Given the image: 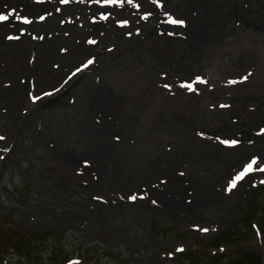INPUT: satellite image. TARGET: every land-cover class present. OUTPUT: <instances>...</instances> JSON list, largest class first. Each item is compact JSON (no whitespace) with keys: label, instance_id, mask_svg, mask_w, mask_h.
Masks as SVG:
<instances>
[{"label":"rangeland","instance_id":"rangeland-1","mask_svg":"<svg viewBox=\"0 0 264 264\" xmlns=\"http://www.w3.org/2000/svg\"><path fill=\"white\" fill-rule=\"evenodd\" d=\"M134 1V3L133 1L132 3H128L127 0H124V3L121 5H110L105 4L103 0H100L99 3L96 0H72V2L69 0L68 4L61 3V0L60 2L59 0H0V14L10 15V21H0V137L4 138L0 140V264H211L213 258L216 259V264H225L229 257H234V255L236 256L243 250L244 252L254 251L261 253L264 261V184L260 183L261 180H264V174L255 175L250 173L246 175L245 181L238 182L237 187L224 196L223 203L215 200L216 197L212 193V190L209 191V186L207 185L205 193L202 195L201 203H198L195 199V197H198L197 193L195 196V191L191 187L190 180L187 179L189 173L185 169L180 170V168L184 167L179 162L173 163L171 161L174 165L171 163L170 168L166 167V171L149 172L148 176L146 175L148 173V168L146 167L143 168V174L139 173L136 175V172H134V167L141 170V164L144 161L151 163L150 160L152 157L155 158V156L163 159L165 153L176 157L175 161H177L178 155L176 154L178 152H176L174 143L177 141V147L182 145V148L184 146L183 141L187 140L188 135L187 133H184L186 135H178L177 131L181 127L186 128L185 121L187 120H184L183 116L186 117L188 114L191 116L192 113L188 111L187 104H185L188 103V99L198 103L203 110L208 109L213 113L217 112L219 116L225 117L227 115L229 123L231 122L237 126L243 124L240 116L238 114L235 115L236 111L233 108L235 103L229 101V105H227L228 101H216L219 98L213 101L211 99L203 100L205 97L204 92L209 90V94H228V90L233 88L248 91L252 86H258L259 77L254 78L247 67L234 71L224 70L225 66H223L222 68H218V72L220 73H218V78L217 76L214 77L218 79L216 80L217 83H214V81L212 82L213 77L207 74L209 68L203 69V62H206L207 66L210 67L206 60L202 61L203 59H201L196 63L198 59L195 58L196 62L193 61L194 63L191 64H195L196 67L192 66L193 70L188 73V67L191 64L188 67L178 66V63L182 62L180 59H185L184 62H188L189 60L186 59L188 56L176 54L177 56L174 57H176L175 59L178 62L176 63L177 66L173 64H169L170 66H168V63L163 61L158 68H156L157 64H153L151 68L147 69L146 73L140 71L139 78L146 82L147 85L139 86L134 92L125 96L123 95L125 92H122L124 90L122 86H127V81L120 77H133V75H128L129 71H125L130 69V65L128 67L121 66L122 63L126 62L125 59H121L119 62L120 67L114 68L115 62L114 65L110 62L113 56H119L121 53L128 54L127 49L123 52L118 49L119 44L128 45L129 42L132 44L135 42V38L141 39L142 36L141 40H144L146 37L145 28H149L150 26H153L152 31L155 35L166 34L168 38L165 42L166 44L175 43L174 48H179L180 46V49L183 48L181 50L185 49L188 51L192 46L190 44L191 40L194 38L196 41H200L201 36L202 39L205 36L212 37L214 45L218 42H221L220 45H223L225 42L223 41L224 38H231L232 36L229 35L234 34L233 32L241 33L240 31H234L233 25H235L236 19H231V22H233L230 28L229 25H226L225 13L223 14L225 17L220 12L212 20L209 15L210 13L207 14L204 11L206 9L201 10L196 8L200 4L194 1H188L184 6L180 5L179 0H172L171 2L170 0H149L150 5L148 6H144L141 0ZM144 1L147 2V0ZM237 1L239 5L245 4V6L251 1L249 6L252 8L255 5V10L262 8L263 4L262 1L256 2V0ZM25 2L30 7L29 5L26 7ZM177 2L179 5L176 4ZM78 4L84 6H82L84 9L83 13L76 12ZM32 5L33 9L29 10ZM116 5L119 6L117 7ZM137 5L141 9L137 8ZM194 6L195 8H191ZM44 7L47 8L46 11ZM157 7H162V9L164 7L166 9L164 14L163 12H157ZM13 9L16 10L14 14H12ZM135 9L137 10L135 11ZM142 9L149 10L142 11ZM121 11H124L123 14L120 13ZM156 12L162 15V17L158 18L159 22L157 19H154ZM71 13L73 14L70 15ZM241 13H245V11H241ZM250 13L251 17H253L252 21L254 24L256 23L255 26L260 31L264 27V21L261 20L263 15L258 16L252 12ZM42 15L44 16L43 20L40 19ZM16 16L21 17V19H16ZM49 16L50 18H48ZM104 16L109 17L106 20L103 18ZM25 17L31 22L25 23L23 19ZM51 17L55 21L53 23L52 20L51 25L53 24L52 26L55 25V27L48 31L44 29L43 25L46 20H51ZM79 17H82L81 20L83 21H78ZM125 17H127V23H124L126 21ZM200 17L202 18L200 19ZM170 18H179L178 20H182L184 23H170ZM215 20L218 23L216 22V24L211 25ZM56 21L59 23H56ZM138 23L140 25L136 27ZM117 25L118 27H116ZM159 25L162 28H157ZM75 28H78V30ZM16 29L19 31L17 32ZM105 29L108 31V34ZM16 32L18 34H15ZM204 33L207 35H204ZM217 34L218 36L216 37ZM236 35L240 36V34ZM10 36L19 38L9 39L8 37ZM66 39L73 41L68 43ZM150 39H152L151 36ZM90 40L95 41V44L89 43ZM115 41L118 43L114 44ZM148 42L149 40L144 42L145 47H147ZM115 45L116 47L113 51ZM214 45H207L208 47L212 46L207 48L213 50L215 49ZM87 47L88 49H86ZM149 47H151V44H149ZM79 49L82 50L80 51ZM172 49L170 48L171 51ZM20 54L22 55L20 56ZM72 55H75V57L72 58ZM230 56L232 55L225 54L223 57L229 59ZM115 57L112 61L115 60ZM128 58L130 61H133L132 57ZM89 60H92L93 63L88 64L85 67L86 69L82 68ZM135 60L136 62L138 61V59ZM22 61H24L25 65L22 64ZM163 63L164 65H162ZM165 67L168 69H165ZM78 69L79 71H77ZM107 71H111L110 73H114L113 75H117L118 78L119 86H117V90L114 92V95H116L115 102L108 108V110L111 108L109 111L105 110L103 112L97 108L95 111L87 109L89 113H85L86 110H81L83 109L81 104L83 96H78L81 90L79 88H84L85 86L91 93H94L97 91V88L102 87L100 85L104 84L102 88L106 89L105 83L108 82L107 75L109 76L110 74ZM76 73L79 76L75 77ZM223 76L226 81H224ZM245 76L247 80L243 79ZM197 77L205 82L198 81ZM105 78L107 80L103 82ZM145 78H147L146 81ZM230 81L237 82L230 83ZM65 82L71 86V91L64 95L63 100L58 101L52 94L55 95L56 90ZM111 82L113 83L114 81L111 80ZM185 84H193L195 90H189L183 86ZM150 85L151 87H149ZM92 86L93 88L91 89ZM144 88H148V91L152 94L151 98L153 100L151 103L144 98ZM72 89H76L78 94L75 91L73 92ZM102 93L107 95L106 91H102ZM45 95L47 96L45 97ZM159 95L161 96L159 97ZM33 96H39L40 99L31 105ZM65 103L68 104L67 108H65ZM164 103L172 109L178 110V112L184 108L186 113H176L175 110L174 113L177 115L173 114L170 117V114L165 112ZM218 103L221 105H216ZM245 103V106L251 109L256 107L252 105L253 102L251 101H243V104ZM57 104L59 105V109L55 107ZM133 105L134 108H132ZM31 108L32 111H30ZM63 108L68 112L64 113ZM230 110L233 112H230ZM133 111H136V113L140 111L139 113L142 115H144L142 112L147 113L148 111L151 122H154V118H157V114L153 115V112L160 113L161 111L160 114L165 117L166 124L169 123V126L166 125L168 131H161L160 126L152 125L153 123L151 125L145 123L132 128L138 127V130H135L136 135L139 137L138 139L135 137V134H128L126 132V129H128L126 123L128 120V123L132 124V122H129V119L132 118L131 113ZM202 113L203 116H207L204 112ZM179 114L182 118H174L178 122L170 119L173 116H179ZM241 114L245 115L244 113ZM38 115H41V118ZM189 115L187 118L190 117ZM199 116L203 117L202 114ZM136 117L142 119V117ZM198 117L196 116V118ZM43 123L50 125L43 127ZM73 123L77 124L74 125ZM213 123L221 124L219 120H215ZM260 123L262 124L258 127ZM196 124H191L195 126H188L186 128L187 130L189 129V133L192 132L193 141H197L199 144L203 142L209 144L203 141L207 138V135L199 130L202 125ZM170 125H174L173 127L175 128ZM152 126L155 133L151 130ZM73 127L75 130L72 129ZM87 127L89 130H87ZM248 131L245 133V136L242 130H238L237 128H233L231 132H220V130L213 129L211 136L215 135V139L218 141L219 153L222 155H232L233 152L242 148L246 141L252 142V139H249L250 136L253 138L257 136L255 138L258 141L264 138L261 137V134L264 133V121H254L251 127L248 128ZM72 132H74L73 136L79 137L75 143L76 148L66 139V135ZM198 133H200V137ZM171 137L173 139H169ZM144 139H147V144L153 147L150 148L153 154L147 153V149L144 146L147 140L145 141ZM171 140L175 142L171 143ZM225 140H237L239 143L236 145L225 144L223 143ZM81 144L83 145L81 146ZM95 147L96 149H94ZM105 148L108 149L106 150ZM110 148L111 150H109ZM105 151H108L107 154ZM253 152L254 150H251L246 156L253 154ZM113 153L115 156L112 155ZM144 153L147 154L141 156ZM251 156L254 155H250V158L241 161L238 165L240 169L245 161L252 160ZM140 157L142 160H145L141 162ZM135 162H140L139 166ZM164 163H166V160H164ZM249 163L245 165V168ZM232 168L233 166H231ZM171 173L172 175H170ZM144 174L146 177H143ZM200 174L203 175V171ZM129 176H131V179ZM173 176L174 178L177 176L179 179L177 177V179H172ZM180 178L182 179L181 181ZM225 180L226 178L223 179L224 183ZM170 186L175 187V189ZM183 186L186 189H178ZM133 195L137 199L132 200L129 198ZM204 229H207V231H204ZM225 233L226 235H230L228 239L222 237L220 241L216 240L218 236H222ZM178 249L181 250L178 251Z\"/></svg>","mask_w":264,"mask_h":264},{"label":"bare ground","instance_id":"bare-ground-1","mask_svg":"<svg viewBox=\"0 0 264 264\" xmlns=\"http://www.w3.org/2000/svg\"><path fill=\"white\" fill-rule=\"evenodd\" d=\"M42 1V0H41ZM91 1V0H90ZM133 1V3L135 2L134 0H132ZM142 1V3L144 4V6H148V5H150V3H149V0H147V2H145L144 0H141ZM172 0H170V2H171ZM188 1H191V2H198L200 5H198V7H196V8H199V9H206V10H204L207 14L208 13H210L209 15H210V18L212 19V20H214L213 18H215L216 16H217V14H219L220 12L222 13V15L225 13V16H226V20H225V22H226V25H232L231 23L233 22H231V19H236V21H235V25H233L234 27V31H240L241 33H239V32H237V33H235V32H233L234 34H231V35H229V36H232L231 38H228V37H226V38H224L223 39V41H225L224 42V44L223 45H220V43L221 42H218L217 44H215L214 45V39L212 38V37H209V36H205L203 39H202V36H201V40L200 41H196V39H192L191 40V42H190V44H192V46H191V48L188 50V51H186L185 49L184 50H181V49H183V48H181L180 49V46H179V48H174V44L175 43H173V44H166L165 42L167 41V36H166V34H164L163 33V35H155L154 33H153V31H152V27L153 26H150L149 28H145L146 29V37H145V39L144 40H141L142 38H143V36H142V38L141 39H137V38H135L134 39V43H128V45H120L119 44V47H118V49L119 50H121L122 52L124 51V50H126L127 49V51H128V54H126V53H121L119 56H113L114 55V53H113V58L115 57V60L114 61H112V59H111V61L110 62H112V65H114V62H115V66H114V68H119L120 66H119V62H120V60L121 59H125L126 60V62L125 63H122L121 64V66H129L130 65V69L129 70H125V71H129L130 73L128 74V75H133V77H129V76H121L120 78H123V79H125L126 81H127V86H122V88L124 89H122L123 91L122 92H125V94H123V95H127V94H129V93H132V92H134L139 86L141 87V86H143V85H147V83L146 82H144V81H142V80H140V74L141 73H139L140 71L142 72H145L146 73V71H147V69H149V68H151L152 66H153V64H157V66H156V68H158L159 67V65L163 62V61H166L167 63H168V66H170L169 64H173V65H176V63H178L177 62V60L175 59L176 57H174V56H177V55H181V54H185L186 56H188V57H186V59L187 60H189L188 62H184V60L185 59H180V60H182V62H179L178 63V66L179 67H182V66H187L188 67V65L189 64H191V63H194L193 61H195L196 59H198L197 60V62L196 63H198L201 59H203L202 61H204V60H206L208 63H209V65H210V67H208L207 66V63L206 62H203L204 63V65H203V69H206V68H209V70H208V72H207V74L209 75V76H211V77H213V80H212V82L214 81V83H217L216 82V80H218L217 78H218V73H220V72H218V68L220 67V68H222L223 66H225V68H223L224 70H234V71H238V70H241V69H245V67H247L248 68V70L250 71V73L251 74H253V76H254V78L255 77H259V83H258V86H252V88H250L248 91H245V90H236V89H230V90H228V94L226 93V94H216L215 95V93L214 94H212V93H210L209 94V90H207V91H205L204 92V95H205V97L203 98V100H210L211 99V101H213L214 99H216V98H219L218 100H216V101H228L227 102V105H229V101L230 102H233V103H235V106L233 107L234 109H235V111H236V114L235 115H239L240 116V118L242 119V121H243V124H240V126H237V125H235V124H233V123H229L228 122V116L227 115H225V117L224 116H219L218 115V113L217 112H211L210 110H208V109H201L200 108V105L198 104V103H196V102H192L190 99H188L187 100V102L188 103H185V104H187L186 106H187V108L189 109L188 111H190V112H192L191 113V116L190 117H188L187 118V116L185 117V116H183L184 117V120H187V121H185V123H186V128L188 127V126H192L191 124H200V125H202V127H201V129H199V130H201V131H203V133L204 134H206L207 136V138H205L203 141H206V142H208L209 144H205V142H201L202 144H199L197 141H195V142H197V143H195L194 141H193V134H192V132L191 133H189V129L187 130L186 128H182L181 127V129H178V135H181V134H184V133H187L188 135H187V140L185 141H183V147L181 148V146L180 147H177V145L178 144H176L177 143V141H176V143H174V142H172L173 140H171V143H174V146H175V148H176V152H178L176 155H178L177 157V161H175V158L176 157H172L171 155H168L169 153H165L164 155H165V157L163 158V159H159L157 156H155V158L154 157H152V159L150 160V162L151 163H149V162H146V161H144V160H142L141 159V157H140V159H141V162L142 161H144V163L143 164H141V170L139 169V168H137V167H134V172H136V175L137 174H139V173H142L143 174V168H148V173L146 174L147 176L149 175V172H158V171H161V170H163V171H166V167L167 168H170V166H171V163L173 162V163H177V162H179V164L180 165H182L184 168H180V170L181 169H185L186 170V172L187 173H189V175L187 176V179H189L190 180V183H191V187H193V189H194V194H195V196H196V193H197V196L198 197H195V199L197 200V202L198 203H201V198H202V195H204L203 193H205V188H206V186L208 185L209 186V191L210 190H212V193L214 194V196L216 197V199L215 200H217V201H219L220 203H223V200H224V196H226V195H228V187H229V184H230V182L238 175V174H240L241 172H243L244 170H245V165L247 164V163H249V162H251V160H247V162L245 161V163L244 162H242V163H244V165H242L241 166V169H240V166H238L240 163H241V161L242 160H245V159H248V158H250V155H254V156H251V158L253 159V158H257L258 159V163H257V165L255 166V167H259L260 166V164H264V138L263 139H261V141H258L257 140V138H255V137H257V136H254V138L253 137H249V139H252V142H248V141H246V143H244L243 144V147L242 148H240V149H238L237 151H235V152H233V154L232 155H228V154H221V153H219L220 152V149H219V146L217 145L218 144V141L215 139V135L214 136H211V133H213V129L214 130H220V132L221 131H223V132H226V131H229V132H231V130H233V128H237L238 130H242V133H247V132H249L248 131V128L249 127H251V124L254 122V121H258V120H262V121H264V29H262V28H264V27H262L261 29H260V31L256 28V26H255V24H254V22L252 21V18L253 17H251V13L250 12H252L253 14H255V15H258V16H261V15H263L262 17H261V20L262 21H264V0H256V2H260V1H262L263 2V4H262V8H260V9H258V10H255L254 9V6L251 8V6H249L250 5V3H251V1H249V3L245 6V4L244 5H239V2L237 1V0H179V2H180V5H186L187 4V2ZM253 1V0H252ZM2 2V1H1ZM10 2V1H9ZM19 2V1H18ZM49 2V1H48ZM59 2H60V0H59ZM71 2H72V0H71ZM76 2H78V1H76ZM88 2V1H87ZM93 2V1H92ZM138 2V1H137ZM244 2V1H243ZM14 3V2H13ZM26 4H25V6L27 7V5H29L27 2H25ZM79 3V2H78ZM80 3H81V1H80ZM94 3V2H93ZM141 3V2H140ZM173 4H174V2H172ZM181 3H183V4H181ZM5 4V3H4ZM37 4V3H36ZM35 4V5H36ZM53 4V3H52ZM68 4V3H67ZM83 4V3H82ZM88 5H89V3H87ZM104 4V3H103ZM176 4H178V2L176 3ZM193 4V3H192ZM192 4H191V6H192ZM2 5V4H1ZM8 5V4H7ZM34 5V4H33ZM33 5H32V7L31 8H29V10L30 9H33ZM46 5V4H45ZM62 5V4H61ZM77 5V4H76ZM86 5V4H85ZM87 5V6H88ZM111 5V4H110ZM121 5V4H120ZM179 5V4H178ZM259 5V4H258ZM6 6V5H5ZM38 6V5H37ZM41 6V5H40ZM47 6V5H46ZM56 6V5H55ZM63 6V5H62ZM67 6V5H66ZM65 6V7H66ZM82 6L83 5H79L78 4V6H77V11L76 12H82L83 13V11H84V9L82 8ZM94 6V5H93ZM101 6H103V5H101ZM117 7L119 6V5H116ZM125 6V5H124ZM123 6V7H124ZM260 6V5H259ZM2 7V6H1ZM4 7V6H3ZM8 7V6H7ZM29 7H30V5H29ZM57 7V6H56ZM75 7V6H74ZM84 7V6H83ZM113 7H115V6H113ZM121 7V6H120ZM130 7V6H129ZM137 7V6H136ZM135 7V8H136ZM174 7V6H173ZM9 8V7H8ZM20 8V7H19ZM45 8V7H44ZM48 8H49V6H48ZM51 8V7H50ZM64 8V7H63ZM128 8V7H127ZM131 8H133V7H131ZM138 8V7H137ZM140 8V7H139ZM158 9H156V11L157 12H163V14H164V12L166 11V9L163 7V9H162V7H157ZM191 8H195V6L194 7H191ZM6 9V8H5ZM41 9V8H40ZM46 9L47 8H45L44 10L46 11ZM55 9V8H54ZM57 9V8H56ZM67 9V8H66ZM114 9V8H113ZM120 9V8H119ZM129 9V8H128ZM141 9V8H140ZM139 9V10H140ZM152 9V8H151ZM4 10V9H3ZM37 10V9H36ZM75 10V9H74ZM73 10V11H74ZM137 9H135V11H136ZM138 10V11H139ZM147 10H149V9H142V11H147ZM10 11V10H9ZM8 11V12H9ZM39 11V10H38ZM37 11V12H38ZM56 11H58V10H56ZM62 11H64V10H62ZM127 11V10H126ZM125 11V12H126ZM130 11V10H129ZM138 11H137V13H138ZM141 11V12H142ZM241 11H245V13H241ZM40 12V11H39ZM51 12V11H50ZM75 12V13H76ZM116 12H118L117 10H116ZM124 12V11H123ZM123 12L121 11L120 13L121 14H123ZM157 12H156V15H155V17H154V19H157L158 20V18L161 16L162 17V15H160V14H157ZM193 12V11H192ZM195 12V11H194ZM199 12V11H198ZM4 13V12H3ZM11 13V12H10ZM120 13H118V14H120ZM127 13V12H126ZM148 13H149V11H148ZM152 13V12H151ZM203 13V12H202ZM34 14V13H33ZM40 14V13H39ZM44 14V13H43ZM54 14V13H53ZM56 14V13H55ZM73 13H71L70 15H72ZM120 14V15H121ZM125 14V13H124ZM144 14V13H143ZM146 14V13H145ZM155 14V13H154ZM205 14V13H204ZM204 14H203V16H204ZM206 14V15H207ZM12 15V14H11ZM45 15V14H44ZM47 15H49V14H47ZM61 15V14H60ZM64 15V14H63ZM78 15V14H77ZM109 15V14H108ZM151 15V14H150ZM153 15V14H152ZM193 15V14H192ZM43 16V15H42ZM51 16H53V15H51ZM55 16V15H54ZM66 16V15H65ZM82 16V15H81ZM122 16V15H121ZM124 16V15H123ZM127 16V15H126ZM146 16V15H145ZM199 16V15H198ZM224 16V15H223ZM224 16V17H225ZM253 16V15H252ZM34 17V16H33ZM44 17V16H43ZM46 17V16H45ZM61 17V16H60ZM73 17V16H72ZM109 17V16H108ZM107 17V18H108ZM165 17V16H164ZM219 17H220V15H219ZM222 17V16H221ZM224 17H223V19H224ZM36 18V17H35ZM48 18H50V16L48 17ZM52 18V17H51ZM55 18V17H54ZM77 18V17H76ZM126 18V21H127V17H125ZM135 18V17H134ZM137 18H138V16H137ZM148 18V17H147ZM151 18V17H150ZM198 18V17H197ZM202 17H200V19H201ZM255 18H256V16H255ZM13 19H14V17H13ZM71 19V18H70ZM82 19V17H79L78 18V21H83V20H81ZM144 20H145V18H143ZM152 19V18H151ZM163 19V18H162ZM179 19V18H178ZM177 19V20H178ZM217 19V18H216ZM259 19V18H258ZM46 20V19H45ZM53 20V18L51 19V20H49V21H45V23H44V25H43V27H44V29H46V30H51L52 28H54L55 27V25L54 26H52L51 25V21ZM56 20V19H55ZM77 20V19H76ZM107 20V19H106ZM121 20V19H120ZM132 20V19H131ZM139 20H141V19H139ZM10 21V20H9ZM62 21V20H61ZM60 21V22H61ZM71 21V20H70ZM112 21V20H111ZM119 21V20H118ZM130 21V20H129ZM197 21V20H196ZM238 21V22H237ZM257 21V20H256ZM11 22H12V20H11ZM55 21L53 20V23H54ZM58 21H56V23H57ZM97 22V21H96ZM101 22H103V21H101ZM134 22V21H133ZM158 22H159V20H158ZM208 22V21H207ZM211 22V21H210ZM216 22L218 23V21H216L215 20V22L213 21V23H211V25L212 24H216ZM37 23H38V21H37ZM59 23V22H58ZM65 23V22H64ZM98 23V22H97ZM96 23V24H97ZM162 23V22H161ZM197 23V22H196ZM221 23V22H220ZM259 23V22H258ZM4 24H5V22H4ZM11 24V23H10ZM72 24H74V23H72ZM100 24V23H99ZM113 24V23H112ZM123 24V23H122ZM131 24V23H130ZM152 24V23H151ZM205 24H207V23H205ZM222 24H223V22H222ZM225 24V23H224ZM7 25V24H6ZM39 25V24H38ZM61 25V24H60ZM98 25V24H97ZM115 25V24H114ZM126 25V24H125ZM132 25H134V24H132ZM139 23H138V25L136 26V27H139ZM149 25V24H148ZM148 25H147V27H148ZM220 25V24H219ZM17 26V25H16ZM70 26V25H69ZM86 26V25H85ZM111 26V25H110ZM109 26V27H110ZM145 26V25H144ZM155 26H157V24H155ZM228 26V27H229ZM259 26V25H258ZM19 27V26H18ZM38 27V26H37ZM37 27H36V30H37ZM58 27V26H57ZM77 27V26H76ZM100 27V26H99ZM98 27V28H99ZM105 27V26H104ZM103 27V28H104ZM116 27H118V25L116 26ZM121 27V26H120ZM123 27V26H122ZM209 27V26H208ZM214 27V26H213ZM218 27V26H217ZM220 27V26H219ZM232 26H230V28H231ZM30 28V27H29ZM42 28V27H41ZM63 28H65L64 26H63ZM62 28V29H63ZM87 28V27H86ZM93 28V27H92ZM111 29H112V27H110ZM157 28H162L161 27V25H159ZM167 28V27H166ZM211 28V27H210ZM227 28V27H226ZM229 28V29H230ZM260 28V27H259ZM34 29H35V27H34ZM61 29V30H62ZM73 29V28H72ZM71 29V30H72ZM75 29H77L78 30V28H75ZM96 29V28H95ZM108 29V28H107ZM156 29V28H155ZM216 29V28H215ZM221 29V28H220ZM10 30V29H9ZM30 30V29H29ZM41 30V29H40ZM84 30V29H83ZM93 30V29H92ZM97 30H100V29H97ZM102 30V29H101ZM106 30V29H105ZM119 30V29H118ZM128 30V29H127ZM133 30V29H132ZM131 30V31H132ZM140 30H141V28H140ZM140 30H138L139 32H140ZM169 30V29H168ZM205 30V29H204ZM217 30V29H216ZM224 30V29H223ZM222 30V31H223ZM16 31H17V29H16ZM19 31V30H18ZM17 31V32H18ZM107 31V30H106ZM125 31H126V29H125ZM144 32H145V30H143ZM201 31H203V30H201ZM207 31V30H206ZM219 31V30H218ZM225 31V30H224ZM227 31H228V29H227ZM230 31H231V29H230ZM229 31V32H230ZM2 32V31H1ZM12 32V31H11ZM15 32V31H14ZM15 33V34H18V33ZM69 32V31H68ZM71 32V31H70ZM84 32H86V31H84ZM87 32H89V30H87ZM103 32V31H102ZM110 32V31H109ZM143 32V33H144ZM164 32V31H163ZM220 32V31H219ZM218 32V33H219ZM9 33H10V31H9ZM43 33V32H42ZM45 33H46V31H45ZM63 33V32H62ZM81 33V32H80ZM91 33V32H90ZM100 33V32H99ZM132 33H134V32H132ZM136 33V32H135ZM157 33V32H156ZM206 33V32H205ZM204 33V35H207V34H205ZM47 34V33H46ZM46 34H45V36H46ZM67 34V33H66ZM71 34V33H70ZM94 34V33H93ZM107 34H108V31H107ZM120 34V33H119ZM118 34V35H119ZM131 34V33H130ZM139 34V33H138ZM222 34V33H221ZM236 34H240V36H238V35H236ZM9 35V34H8ZM11 35V34H10ZM40 35V34H39ZM38 35V36H39ZM54 35V34H53ZM98 35V34H97ZM106 35V34H105ZM116 35V34H115ZM136 35V34H135ZM143 35V34H142ZM41 36H42V34H41ZM68 36V35H67ZM70 36V35H69ZM81 36V35H80ZM79 36V37H80ZM102 36V35H101ZM100 36V37H101ZM107 36V35H106ZM122 36V35H121ZM150 36H151V38L152 39H150ZM218 36V34L216 35V37ZM226 36V35H225ZM21 37V36H20ZM30 37H31V35H30ZM34 37V36H33ZM36 37V36H35ZM51 37V36H50ZM64 37V36H63ZM78 37V38H79ZM112 37V36H111ZM125 37V36H124ZM221 37V36H220ZM21 38H23V37H21ZM40 38V37H39ZM44 38V37H43ZM96 38V37H95ZM98 38V37H97ZM109 38V37H108ZM119 38V37H118ZM5 39V38H4ZM38 39V38H37ZM56 39V38H55ZM100 39V38H99ZM102 39H103V37H102ZM113 39V38H112ZM175 39V38H174ZM221 39V38H220ZM220 39H218V40H220ZM30 40V39H29ZM46 40V39H45ZM106 40V39H105ZM111 40V39H110ZM149 40V42L147 43L148 45H147V47H145L144 46V42H146V41H148ZM39 41V40H38ZM37 41V42H38ZM51 41H52V39H51ZM50 41V42H51ZM64 41V40H63ZM66 41L68 42V43H70L71 41H73V40H70V39H66ZM82 41V40H81ZM101 41V40H100ZM107 41V40H106ZM105 41V42H106ZM123 41V40H122ZM222 41V42H223ZM12 42V41H11ZM21 42V41H20ZM53 42V41H52ZM97 42V41H96ZM113 42V41H112ZM121 42V41H120ZM215 42H217V41H215ZM28 43V42H27ZM33 43V42H32ZM38 43H40V42H38ZM46 43H47V41H46ZM62 43V42H61ZM73 43V42H72ZM83 43V42H82ZM104 43V42H103ZM107 43H109V42H107ZM116 43H118V42H114V44H116ZM124 43V42H123ZM198 43H200V44H198ZM41 44V43H40ZM84 44V43H83ZM95 44V43H94ZM97 44V43H96ZM146 44V43H145ZM149 44H151V47H149ZM179 44V43H178ZM2 45V44H1ZM7 45V44H6ZM5 45V46H6ZM72 45V44H71ZM77 45V44H76ZM93 45V44H92ZM118 45V44H117ZM207 45H214L215 46V49H208L209 47H212V46H207ZM30 46V45H29ZM75 46V45H74ZM77 46H79V45H77ZM98 46V45H97ZM100 46H101V43H100ZM108 46V45H107ZM111 46V45H110ZM170 46V47H169ZM26 47V46H25ZM42 47V46H41ZM47 47V46H46ZM92 47V46H91ZM99 47V46H98ZM115 47H116V45L114 46V48H113V51H114V49H115ZM208 47V48H207ZM68 48V47H67ZM70 48V47H69ZM94 48V47H93ZM92 48V49H93ZM142 48H143V50H142ZM170 48H173L172 49V51L170 50ZM71 49V48H70ZM83 49V48H82ZM81 49V50H82ZM86 49H88V47L86 48ZM8 50H9V48H8ZM12 50V49H11ZM36 50V49H35ZM40 50H42V49H40ZM44 50V49H43ZM80 50V49H79ZM80 50V51H81ZM99 50H100V48H99ZM104 50H105V48H104ZM111 50H112V47H111ZM118 50V51H119ZM135 50V51H134ZM4 51V50H3ZM21 51V50H20ZM26 51V50H25ZM74 51V50H73ZM91 51V50H90ZM102 51V50H101ZM106 51V50H105ZM117 51V52H118ZM230 51H232V53H230ZM10 52V51H9ZM17 52H19V51H17ZM33 52H34V50H33ZM98 52V51H97ZM108 52V51H107ZM106 52V53H107ZM4 53V52H3ZM7 53V52H6ZM28 53V52H27ZM45 53H46V51H45ZM50 53H52V52H50ZM71 53V52H70ZM48 54V53H47ZM102 54V53H101ZM100 54V55H101ZM177 54V55H176ZM225 54H231L232 56H230V58L229 59H227L226 57H223ZM13 55V54H12ZM15 55V54H14ZM22 54H20V56H21ZM25 55V54H24ZM42 55H43V53H42ZM46 55V54H45ZM68 55V54H67ZM111 55V54H110ZM17 56V55H16ZM31 56V55H30ZM64 56V55H63ZM69 56V55H68ZM67 57V56H66ZM72 58H74L75 57V55H72L71 56ZM128 57H132L133 58V61H130V59L128 58ZM4 58V57H3ZM38 58V57H37ZM52 58V57H51ZM53 58H54V56H53ZM70 58V57H69ZM196 58V59H195ZM11 59V58H10ZM17 59H19V58H17ZM48 59V58H47ZM135 59H138V61L136 62V60ZM5 60V59H4ZM26 60V59H25ZM44 60V59H43ZM49 60V59H48ZM47 60V61H48ZM71 60V59H70ZM124 60V61H125ZM219 60V61H218ZM15 61V60H14ZM39 61V60H38ZM74 61V60H73ZM18 62V61H17ZM220 62H223V63H220ZM219 63V64H218ZM17 64V63H16ZM22 64L23 65H25L24 64V61H22ZM42 64V63H41ZM65 64V63H64ZM75 64V63H74ZM166 64V63H165ZM8 65H9V63H8ZM72 65V64H71ZM162 65H164V63L162 64ZM196 65H198V64H196ZM10 66V65H9ZM111 66V65H110ZM177 66V65H176ZM192 66H195V64H191V66H189L188 67V70H189V72L188 73H190V71H192L193 70V67ZM207 66V67H206ZM4 67V66H3ZM18 67V66H17ZM34 67H36V66H34ZM39 67V66H38ZM112 67V66H111ZM155 67V66H154ZM154 67H153V69H154ZM172 67V66H171ZM175 67V66H174ZM196 67V66H195ZM19 68V67H18ZM41 68V67H40ZM40 68H38V69H40ZM82 68H84V69H86L84 66L82 67ZM123 68V67H122ZM145 68V70H143ZM167 67H165V69H166ZM15 69V68H14ZM19 69H21V68H19ZM34 69V68H33ZM160 69V68H159ZM168 69V68H167ZM179 69V68H178ZM181 69V68H180ZM184 69V68H183ZM11 70V69H10ZM177 70V69H176ZM182 70V69H181ZM200 70V69H199ZM161 71V70H160ZM178 71V70H177ZM196 71V70H195ZM203 71V70H202ZM205 71V70H204ZM207 71V70H206ZM8 72V71H7ZM39 72V71H38ZM45 72V71H44ZM107 72H111V71H107ZM123 72V71H122ZM164 72V71H163ZM184 72V71H183ZM197 72V71H196ZM196 72H194V73H196ZM240 72V71H239ZM238 72V73H239ZM37 73V72H36ZM79 73V72H78ZM78 73H76L75 74V77H77V76H79L78 75ZM108 73V74H109ZM153 73H154V71H153ZM161 73V72H160ZM169 73H170V71H169ZM177 73V72H176ZM5 74V73H4ZM35 74V73H34ZM114 73H110L109 74V76L107 75V77H108V82H106L105 83V88L106 89H104V88H102L103 86H104V84L103 85H100V86H102L101 88H97V91H95L94 93H91V91L90 90H88V88L87 87H85L84 86V88H82V87H80L79 89H81L80 90V92H79V94H78V92L76 91V89H72V91L74 92L75 91V93L76 94H78V96L79 97H82L83 96V101L81 102V104H82V106H83V109H81V110H86V112L85 113H87L88 111H87V109H90L91 111H95L97 108H98V110L99 111H109L108 110V108L109 107H111L112 106V104L115 102V96L116 95H114V92L117 90V86H119L118 85V78H117V75H113ZM116 74V73H115ZM122 74V73H121ZM124 74V73H123ZM178 74V73H177ZM198 74V73H197ZM222 74V73H221ZM221 74H219V75H221ZM244 74V73H243ZM243 74H242V76H243ZM33 75V74H32ZM39 75V74H38ZM46 75V74H45ZM143 75H145V74H143ZM156 75H157V73H156ZM193 75V74H192ZM206 75V74H205ZM43 76H44V74H43ZM150 76H151V74H150ZM149 76V77H150ZM155 76V75H154ZM175 76V75H174ZM203 76V75H202ZM217 76V78H214V77H216ZM241 76V75H240ZM242 76H241V79H242ZM119 77V76H118ZM142 77V76H141ZM175 77H177V76H175ZM208 77V76H207ZM224 77V76H223ZM233 77H235V76H233ZM232 77V78H233ZM239 77V76H238ZM143 78V77H142ZM157 78V77H156ZM171 78H172V76H171ZM222 78V77H221ZM227 79V78H226ZM257 79V78H256ZM37 80H38V78H37ZM105 80H107L106 78L104 79V81L103 82H105ZM111 80H113L114 82L112 83L111 82ZM147 80V78H145V81ZM160 80V79H159ZM158 80V81H159ZM195 81H196V79H194ZM211 80V79H210ZM219 80H221L220 78H219ZM240 80V79H239ZM247 80V79H246ZM245 80V81H246ZM67 81V80H66ZM70 81H72V80H70ZM77 81V80H76ZM149 81H151L150 79H149ZM157 81V82H158ZM174 81V80H173ZM172 81V82H173ZM224 81H226L225 80V77H224ZM219 82V81H218ZM153 83V82H152ZM151 83V84H152ZM16 84V83H15ZM18 84V83H17ZM86 84H88V83H86ZM95 84V83H94ZM123 84V83H122ZM19 85V84H18ZM99 85V84H98ZM158 85V84H157ZM89 86V85H88ZM94 86V85H93ZM93 86L91 87V89L93 88ZM13 87V86H12ZM95 87H97V86H95ZM149 87H151V85L149 86ZM90 88V87H89ZM155 88H156V86H155ZM143 89V88H142ZM142 89H141V91H142ZM158 89V88H157ZM121 90V89H120ZM144 90H147V91H144ZM144 90H143V93L145 94L144 95V98H146L150 103L152 102V98H151V96H152V94L148 91V88H144ZM69 91H71V86L67 83V82H65V83H63L62 84V86L61 87H59L57 90H56V92H55V95L54 94H52L53 95V97L54 98H56L58 101L59 100H63V97H64V95H66ZM102 91H106L107 92V95H105V93L103 94L102 93ZM153 91V90H152ZM154 91H155V89H154ZM162 91V90H161ZM245 91V92H244ZM165 92V91H164ZM153 93V92H152ZM116 94V93H115ZM141 94V93H140ZM154 94L155 95H157L155 92H154ZM153 94V95H154ZM212 94V95H211ZM118 95V94H117ZM122 95V94H121ZM122 95V96H123ZM132 95V94H131ZM154 95V96H155ZM198 95V94H197ZM196 95V96H197ZM206 95H210V96H206ZM47 95H45V97H46ZM73 96H75V95H73ZM119 96V95H118ZM133 96H136V95H133ZM161 95H159V97H160ZM176 96H178V95H176ZM195 96V97H196ZM129 97V96H128ZM158 97V98H159ZM194 97V96H193ZM201 97V96H200ZM199 97V98H200ZM142 98V97H141ZM176 98H178V97H176ZM122 99V98H121ZM127 99V98H126ZM140 99V98H139ZM160 99V98H159ZM179 99V98H178ZM175 100V99H174ZM77 101V100H76ZM120 101V100H119ZM125 101V100H124ZM243 101H251V102H253V104L252 105H254V106H256L255 108H249V107H246L245 105H246V103L245 104H243ZM31 105H33L34 104V100L32 99L31 100ZM62 102V101H61ZM106 102H108V103H106ZM139 102V101H138ZM169 102V101H168ZM174 102V101H173ZM36 103V102H35ZM64 103V102H63ZM119 103V102H118ZM156 103V102H155ZM170 103V102H169ZM75 104V103H74ZM125 104V103H124ZM130 104H131V101H130ZM139 104H140V102H139ZM138 104V105H139ZM172 104V103H171ZM170 104V105H171ZM174 104V103H173ZM172 104V105H173ZM179 104V103H178ZM189 104V105H188ZM248 104V103H247ZM30 105V104H29ZM30 105V106H31ZM73 105V104H72ZM135 105V104H134ZM134 105H133V107L132 106H130V107H132V108H134ZM151 105V104H150ZM175 105V104H174ZM183 105V104H182ZM216 105H221V104H216ZM231 105V104H230ZM11 106V105H10ZM65 108H67V106H68V104L67 103H65ZM75 106V105H74ZM148 106V105H147ZM153 106H155V105H153ZM157 106V105H156ZM238 106V107H237ZM33 107V106H32ZM56 109H59V105L57 104L56 106ZM116 107V106H115ZM179 107V106H178ZM185 107V106H184ZM223 107V106H222ZM15 108V107H14ZM62 108V107H61ZM65 108H63V111H64V113L65 112H68ZM141 108V107H140ZM144 108H145V106H144ZM163 108V107H162ZM164 108L166 109L165 110V112L167 113V114H170V117L174 114V115H177L176 113H179V112H185V110H184V108H182L181 110H179V112H178V110H176V113H174V109H172L170 106H168L167 104H165L164 103ZM136 109V108H135ZM148 109V108H147ZM155 109V108H154ZM160 109V108H159ZM27 110V109H26ZM151 110V109H150ZM28 111V110H27ZM26 111V112H27ZM30 111H32V108H31V110ZM90 111V112H91ZM159 111V110H158ZM164 111V110H163ZM112 112V111H111ZM140 112V111H139ZM136 113V111H133L132 113H131V115H132V118L131 119H129V122H132V124L130 125L129 123H128V120H127V123H126V125L128 126L127 128L128 129H126V132H128V134H135L136 135V131L138 130V127H136L135 129H132L134 126H136V125H141V124H147V125H151V123H153L152 125H156V126H160L159 128H160V130L162 131H164V130H166V131H168L167 129V127H166V125H168L169 123H167L166 124V122H165V120H164V118L165 117H163V115H161L160 113H161V111H160V113H156V112H153V115H156L157 114V118L155 119L154 118V122H151V120H150V114H148V111H147V113L146 112H142L144 115H142V114H140V113ZM189 112V113H190ZM202 112H204V114H207V116H203V113ZM230 112H233L232 110H230ZM246 112V113H245ZM24 113V112H23ZM33 113V112H32ZM89 113V112H88ZM152 113V112H151ZM186 113V112H185ZM199 113V114H198ZM241 113H244L245 115L244 116H246V117H244ZM110 114V113H109ZM166 114V115H167ZM181 114V113H180ZM179 114V116H173L172 118H170L171 120L172 119H174V118H182L181 117V115ZM197 114V115H196ZM200 114H202V116L203 117H198V115H200ZM21 115V114H20ZM77 115V114H76ZM112 115V114H111ZM130 115V116H131ZM184 115V114H183ZM232 115V114H231ZM25 116V115H24ZM27 116H29V115H27ZM40 118H41V115H38ZM70 116V115H69ZM136 116H139V117H142V119H138V117H136ZM169 116V115H168ZM196 116L198 117V118H196ZM23 117V116H22ZM194 117H195V120H194ZM232 117V116H231ZM235 117V116H234ZM238 117V116H237ZM27 118V117H26ZM30 118V117H29ZM87 118V117H86ZM146 118V119H145ZM71 119V118H70ZM74 119V118H73ZM164 121H163V120ZM169 119V120H170ZM17 120H19V119H17ZM29 120V119H28ZM27 120V121H28ZM117 120V119H116ZM179 120H181V119H179ZM217 121V120H219V122L221 123V124H215V123H213L214 121ZM223 120V121H222ZM109 121V120H108ZM112 121V120H111ZM163 121V122H162ZM174 121H176L175 119H174ZM15 122V121H14ZM26 122V121H25ZM115 122V121H114ZM113 122V123H114ZM119 122V121H118ZM176 122H178V120L176 121ZM181 122V121H180ZM190 122H192V123H190ZM30 123V122H29ZM36 123V122H35ZM174 123V122H173ZM182 123H183V121H182ZM257 123V122H256ZM74 125H76L77 123H73ZM72 124V125H73ZM90 124H91V122H90ZM171 124V123H170ZM180 124V123H179ZM196 124V125H197ZM262 123H260L259 124V126L258 127H260V125H261ZM29 125V124H28ZM50 124H47V123H43V127H45V126H49ZM80 125V124H79ZM119 125V124H118ZM205 125V126H204ZM122 126V125H121ZM169 126V125H168ZM171 126V125H170ZM174 126V125H173ZM173 126H171V127H173ZM193 126H195V125H193ZM192 126V127H193ZM242 126H243V128H242ZM83 127V126H82ZM141 127V126H140ZM140 127H139V129H140ZM143 127V126H142ZM179 127V126H178ZM198 127V126H197ZM200 127V126H199ZM208 127V128H207ZM257 127V128H258ZM28 128V127H27ZM66 128H68L67 126H66ZM88 128V127H87ZM86 128V129H87ZM94 128V127H93ZM158 128V129H159ZM173 128H175V127H173ZM180 128V127H179ZM196 128V127H195ZM194 128V129H195ZM256 128V129H257ZM44 129V128H43ZM59 129H60V127H59ZM72 129H74L75 130V128L73 127ZM77 129V128H76ZM125 129V128H124ZM123 129V130H124ZM146 129H148V128H146ZM57 130V129H56ZM68 130H70V129H68ZM87 130H89V128L87 129ZM96 130V129H95ZM98 130H100V129H98ZM136 130V131H135ZM151 130L154 132V128H153V126H152V128H151ZM159 130V131H160ZM62 131V130H61ZM77 131V130H76ZM76 131H74V132H76ZM82 131V130H81ZM84 131V130H83ZM146 131V130H145ZM156 131V130H155ZM172 131V130H171ZM194 131V130H193ZM197 131V130H196ZM256 131V130H255ZM53 132V131H52ZM68 132V131H67ZM70 132V131H69ZM74 132H72V133H70V134H67L66 135V139L68 140V141H70L72 144H73V146L75 147L76 146V141L78 140L77 138H79V137H75V136H73V134H74ZM143 132V131H142ZM173 132H174V130H173ZM180 132V133H179ZM195 132V131H194ZM51 133V132H50ZM97 133V132H96ZM100 133V132H99ZM146 133V132H145ZM150 133V132H149ZM155 133V132H154ZM158 133H160V132H158ZM162 133V132H161ZM160 133V134H161ZM169 133V132H168ZM171 133V132H170ZM215 133V132H214ZM255 133H257V132H255ZM262 133V132H261ZM78 134V133H77ZM94 134V133H93ZM98 134V133H97ZM151 135H152V133H150ZM156 134H157V132H156ZM192 134V135H191ZM197 134V133H196ZM199 134V137H200V133H198ZM210 134V135H209ZM224 134V133H223ZM229 134V133H228ZM46 135V134H45ZM81 135V134H80ZM90 135V134H89ZM117 135V134H116ZM151 135H149V136H151ZM184 135H186V134H184ZM241 135H243V134H241ZM250 135H254V134H250ZM262 135H264V133H262L261 134V137H264V136H262ZM51 136V135H50ZM49 136V137H50ZM83 136V135H82ZM96 136V135H95ZM114 136V135H113ZM159 136V135H158ZM168 136V135H167ZM166 136V137H167ZM245 136H246V134H245ZM85 137V136H84ZM88 137V136H87ZM90 137V136H89ZM93 137V136H92ZM99 137V136H98ZM101 137V136H100ZM115 137V136H114ZM137 139L139 138L138 137V135H136L135 136ZM157 137V136H156ZM192 137V138H191ZM196 137H198V136H196ZM202 137V136H201ZM205 137V136H204ZM260 137V138H261ZM143 138H144V135H143ZM148 138V137H147ZM158 138V137H157ZM181 138V137H180ZM245 138V137H244ZM92 139V138H91ZM150 139V138H149ZM161 139V138H160ZM162 139H165V138H162ZM169 139H173L172 137L171 138H169ZM195 139H197V138H195ZM202 139H203V137H202ZM243 139V138H242ZM248 139V138H247ZM102 140V139H101ZM126 140V139H125ZM141 140V139H140ZM139 140V141H140ZM145 141L147 140V139H144ZM143 140V141H144ZM159 140V139H158ZM166 140V139H165ZM244 140V139H243ZM81 141V140H80ZM89 141H90V139H89ZM201 141V140H200ZM250 141V140H249ZM85 142V141H84ZM83 142V143H84ZM94 142V141H93ZM136 142V141H135ZM156 142V141H155ZM10 143V142H9ZM80 143V142H79ZM148 140L146 141V144H144V146L146 147V149H147V153H150V154H153V152H152V150L150 149V148H153V147H150L148 144ZM242 143V142H241ZM66 144V143H65ZM129 144V143H128ZM133 144V143H132ZM139 144V143H138ZM138 144H137V147H138ZM170 144V143H169ZM245 144H247V145H245ZM251 144V145H250ZM67 145V144H66ZM68 145H70V143H68ZM80 145V144H79ZM83 144H81V146H82ZM98 145V144H97ZM141 146H142V144H140ZM158 145H160V144H158ZM240 145V144H239ZM90 146V145H89ZM103 146V145H102ZM108 146V145H107ZM112 146V145H111ZM143 146V147H144ZM88 147V146H87ZM237 147V146H236ZM239 147V146H238ZM71 148H72V146H71ZM76 148V147H75ZM84 148V147H83ZM178 148V149H177ZM94 149H96V147L94 148ZM106 149V148H105ZM108 149V148H107ZM106 149V150H107ZM135 149V148H134ZM155 149V148H154ZM85 150V149H84ZM109 150H111V148L109 149ZM108 150V151H109ZM114 150V149H113ZM138 150V149H137ZM142 150V149H141ZM144 150V149H143ZM251 150H254V152H253V154H250L249 156H246V155H248L249 154V152L251 151ZM76 151H78V150H76ZM103 151V150H102ZM101 151V152H102ZM107 151V152H108ZM136 151V150H135ZM154 151V150H153ZM259 153H258V152ZM79 152V151H78ZM106 152V151H105ZM107 152H106V154H107ZM117 152V151H116ZM141 152V151H140ZM142 153V152H141ZM147 153H144V154H141V156H143V155H146ZM154 153H159V152H154ZM78 155H79V153H77ZM87 154V153H86ZM100 154V153H99ZM102 154V153H101ZM109 154V153H108ZM116 154V153H115ZM118 154V153H117ZM89 155V154H88ZM91 155V154H90ZM96 155V154H95ZM98 155V154H97ZM112 155H114V153L112 154ZM149 155V154H148ZM92 156H94V155H92ZM92 156H91V158H92ZM115 156V155H114ZM117 156V155H116ZM170 156V157H169ZM72 157V156H71ZM98 157V156H97ZM103 157V156H102ZM109 157V156H108ZM148 157V156H147ZM159 157H160V155H159ZM69 158V157H68ZM74 158V157H73ZM111 158V157H110ZM113 158V157H112ZM115 158V157H114ZM104 159V158H103ZM149 159V158H148ZM68 160V159H67ZM106 160V159H105ZM110 160V159H109ZM164 160H166V163H164ZM103 161V160H102ZM137 161H138V159H137ZM172 161V162H171ZM99 163V162H98ZM139 163L140 162H135V164H137L138 166H139ZM172 163V164H173ZM105 164V163H104ZM81 165V164H80ZM95 165V164H94ZM109 165V164H108ZM174 165V164H173ZM99 166V165H98ZM97 166V167H98ZM103 166V165H102ZM110 166V165H109ZM121 166V165H120ZM152 166V167H151ZM231 166H233V168L231 169ZM238 166V167H237ZM105 167V166H104ZM103 168V167H102ZM107 168V167H106ZM171 168H173V167H171ZM109 170V169H108ZM107 170V171H108ZM106 171V172H107ZM203 171V175H201L200 173ZM110 172V171H109ZM128 173H130V172H128ZM144 173H146V172H144ZM170 173V172H169ZM173 173V172H172ZM172 173L170 174V175H172ZM252 174H255V175H260V174H264V173H260V172H258V171H254V172H251ZM158 174V173H157ZM131 176H132V174H130ZM136 175H135V177H136ZM146 175L144 174L143 175V177H146ZM154 175V174H153ZM159 175H160V173H159ZM162 175V174H161ZM131 176H129V178L131 177ZM156 176V175H155ZM178 176V175H177ZM176 176V177H177ZM150 177V176H149ZM175 177V178H176ZM259 177V176H258ZM133 178V177H132ZM174 178V176H173V178L172 179H175ZM178 178V177H177ZM176 178V179H177ZM224 178H226V180H225V183L223 182V179ZM131 179V178H130ZM179 179V178H178ZM182 179L180 178V181H181ZM244 180V179H243ZM137 181V180H136ZM171 181H173V180H171ZM245 181V180H244ZM169 182V181H168ZM241 181H239V183H240ZM243 182V181H242ZM239 183H237V184H239ZM172 184V183H171ZM174 184V183H173ZM224 184V185H223ZM185 185V184H184ZM189 185V184H188ZM104 186H105V184H104ZM182 186V185H181ZM171 187V186H170ZM173 187V186H172ZM171 187V188H172ZM190 187V188H191ZM237 187V186H236ZM235 187V188H236ZM174 189H175V187H173ZM186 189V188H184V186L183 187H180V188H178V189ZM234 188V189H235ZM231 191H233V190H231ZM180 192V191H179ZM206 193H207V191H206ZM209 194V193H208ZM207 194V195H208ZM206 195V194H205ZM194 196V195H193ZM188 197V196H187ZM190 197V196H189ZM228 198V197H227ZM226 198V199H227ZM211 200H213V199H211ZM170 203V202H169ZM181 206V205H180ZM179 206V207H180ZM185 206V205H184ZM183 207V206H182ZM186 207V206H185ZM179 209V208H178ZM182 215V214H181Z\"/></svg>","mask_w":264,"mask_h":264},{"label":"snow or ice","instance_id":"snow-or-ice-1","mask_svg":"<svg viewBox=\"0 0 264 264\" xmlns=\"http://www.w3.org/2000/svg\"><path fill=\"white\" fill-rule=\"evenodd\" d=\"M69 2V0H61V3H65V4H67ZM96 2L97 3H99L100 2V0H96ZM103 2L105 3V4H122V3H124V0H103ZM127 2L128 3H132V0H127ZM137 7H139V5H137ZM16 12V10L15 9H13L12 10V14H14ZM9 18H10V15L9 14H0V21H7V20H9ZM104 19H107V16H104L103 17ZM16 19H21V17H19V16H16ZM24 19V22L25 23H30L31 21H29L28 20V18H23ZM40 19L41 20H43L44 19V17L43 16H41L40 17ZM124 23H127V21H124ZM170 23H173V24H183L184 23V21H182V20H177V19H174V18H170ZM9 39H18L19 37H8ZM89 43H95V41H89ZM91 63H93V61L92 60H89L88 62H87V64L84 66V67H87L88 66V64H91ZM77 71H79V69L77 70ZM243 79H247V77L245 76ZM197 80L198 81H200V82H205V81H203L201 78H199V77H197ZM237 81H230V83H236ZM184 87H187L189 90H195L194 89V86H193V84H185V85H183ZM32 99L34 100V101H36V100H39L40 99V97L39 96H33L32 97ZM2 139H4L3 137H0V140H2ZM223 143H225V144H231V145H236V144H238L239 143V141H237V140H231V141H227V140H225V141H223ZM257 163H258V159L257 158H253L252 160H251V162L246 166V168H245V170L243 171V172H241L240 174H238L231 182H230V184H229V187H228V191H231L232 189H234L236 186H237V183L239 182V181H242L244 178H245V176L246 175H248V174H250L251 172H254V171H258V172H260V173H264V164H260V166L257 168V167H255L256 165H257ZM260 183L261 184H264V180H261L260 181ZM130 199H132V200H135V199H137V197L136 196H131V197H129ZM153 203H155V201H153ZM204 231H207V229H204ZM181 249H178V251H180Z\"/></svg>","mask_w":264,"mask_h":264},{"label":"trees","instance_id":"trees-1","mask_svg":"<svg viewBox=\"0 0 264 264\" xmlns=\"http://www.w3.org/2000/svg\"><path fill=\"white\" fill-rule=\"evenodd\" d=\"M250 222V220H248ZM226 237L227 239L230 237V235L223 234L222 236H218L216 240L220 241V238ZM212 259L211 264H216V259ZM225 264H264V261L262 259V255L259 252L249 251L244 252L241 251L234 257H229L227 263Z\"/></svg>","mask_w":264,"mask_h":264}]
</instances>
